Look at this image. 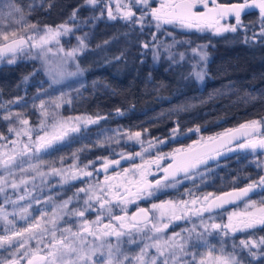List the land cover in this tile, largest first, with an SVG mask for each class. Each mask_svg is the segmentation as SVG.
<instances>
[{
  "label": "snow or ice",
  "instance_id": "snow-or-ice-1",
  "mask_svg": "<svg viewBox=\"0 0 264 264\" xmlns=\"http://www.w3.org/2000/svg\"><path fill=\"white\" fill-rule=\"evenodd\" d=\"M85 3L96 6L100 0H85ZM112 3H115V11ZM31 7L28 5L29 9ZM105 8L109 20H123L132 29L138 26L141 32L145 28L156 29L151 33L152 40L140 45L152 51L154 61L160 60L162 53H166L172 64H178L185 58L183 52L172 51L179 43L175 38L171 44L158 40L156 33L168 25L199 32L210 30L214 35L236 33L238 29H243L245 43L264 40V0H235L230 3L219 0H108ZM253 8L258 9V21H250L246 26L242 14ZM103 14L102 10L101 16ZM27 15L17 0H0V23L7 18L20 26L10 31L0 27V60L7 58L9 64L15 63L19 54L35 50L32 58L41 61L37 71H43L49 77L50 88L82 75L84 70L76 58L87 48V33L76 37V46L65 49L60 38L78 30L79 25L73 27L64 23L40 28L35 23H28ZM70 19L75 21V10ZM229 20L235 22L229 23ZM257 24L258 31H253L249 37L246 34L248 28H256ZM52 45H55V50ZM203 47L206 45L192 51L199 55L200 61L206 62L208 54L202 50ZM73 64L75 71H70ZM190 75L203 81L206 72L193 66ZM65 95L61 93L50 102L40 101L38 107L42 119L35 128L27 118H23V113L8 111L4 104H0V109H5L0 119L9 123L7 132L14 137L9 139L0 132V197H3L0 203V223L3 224L0 249L7 252V255H0V264H242L237 248L247 250L253 259L264 257V236L241 239L238 245H232V251H226L225 247L230 234L264 227V200L259 206L250 201L244 211L229 213L227 223H216V218L210 215L226 204L247 197L255 188L264 187V176L243 188H233L219 195L212 192L197 195L193 189H186L182 193L186 199L161 201L150 207L137 205L134 212L129 214L128 211L129 205L137 201L153 197L163 189L175 188L182 183L179 177L192 179V173L223 152L264 151V135L259 134L264 127L262 121H248L207 137L200 135L187 147L175 148L171 152L157 151L154 155L152 150L165 144L166 140L152 138L145 141L140 131L117 132V137L125 136L127 140L139 144L141 150L135 153L121 151L117 159L97 157L81 167L77 163L78 153L84 149H78L72 153L71 165L57 168L55 161H43L39 159V154L65 142L70 133L80 132L81 125L87 127L104 119L100 116L61 117L55 111L50 112L49 106L53 109L61 107ZM21 99L8 104L18 103ZM117 113L122 114L119 110ZM49 117L52 120L50 124ZM171 132L173 137L185 135L180 132L179 124ZM186 132L199 134L201 127L195 126ZM113 140L117 144L120 142L116 137H106L105 141H98L97 146L103 147L104 143L110 144ZM136 158H139V163L135 162ZM33 159L35 163L31 162ZM63 160L61 157V164ZM122 161L130 162V167L117 171ZM45 166L47 171L42 170ZM155 173L161 174L159 178H155ZM100 174L103 179L98 178ZM150 176L153 179H149ZM48 177H59L61 186L70 185L73 181H80L84 186L59 202L55 195L41 199L45 186L55 187L46 183ZM37 178H40L39 185L36 184ZM21 188L23 194L12 199L8 190L19 193ZM34 192L37 194L33 195ZM21 201L27 203L21 207ZM7 205H11L13 211H8ZM34 205L39 207L34 209ZM117 210L119 214H116ZM33 211L39 214L34 216ZM205 214H209L207 220ZM90 216L93 218L89 219ZM17 218L24 221L25 226L17 227ZM193 218L199 222H192ZM177 221L189 222L191 226L169 235L170 226ZM213 234L219 237V247L209 242ZM132 245L139 247L134 255L126 250ZM201 248L206 251H200ZM150 249H154L155 254H151Z\"/></svg>",
  "mask_w": 264,
  "mask_h": 264
},
{
  "label": "trees",
  "instance_id": "trees-1",
  "mask_svg": "<svg viewBox=\"0 0 264 264\" xmlns=\"http://www.w3.org/2000/svg\"><path fill=\"white\" fill-rule=\"evenodd\" d=\"M82 1L17 0V3L28 14L29 22L45 24L67 19ZM28 5L32 7L29 9ZM243 17L246 22L258 21L255 10L245 12ZM147 30L133 31L113 20L97 22L90 32L88 48L80 58L83 74L52 88L42 72L37 71L38 62L4 64L0 66V102L22 98L13 106L30 112L37 102H50L65 93L60 108L64 112L106 114L98 126L147 129L149 135L168 136L179 124L180 132L185 135L177 137L174 143L193 137L195 133L186 130L195 126H200V133L206 134L249 119L264 118L263 40L245 43L231 35L203 40L189 34L191 41L203 40L211 53L206 63L207 75L200 86L192 77L179 79V70L188 72L183 64L164 66L143 57L140 45L148 38ZM116 55L119 57L115 59ZM115 109L122 114L116 115ZM0 127L4 131V122H0ZM96 127L86 128L91 138L74 135L65 144L44 153V159L61 163V157L72 159V153L78 149H84L78 153L83 160L109 154V149L97 146ZM220 166L224 171V164ZM231 182L232 179L225 184ZM243 257L248 264H264V257Z\"/></svg>",
  "mask_w": 264,
  "mask_h": 264
},
{
  "label": "rangeland",
  "instance_id": "rangeland-1",
  "mask_svg": "<svg viewBox=\"0 0 264 264\" xmlns=\"http://www.w3.org/2000/svg\"><path fill=\"white\" fill-rule=\"evenodd\" d=\"M108 3V0H100V3L96 6H92V5H88L85 3V0H83L81 2L80 5H78L77 7H75L73 10H71L69 16L67 19L63 20V21H60V22H56V23H45V24H38V23H35L37 24L40 28H43L44 25H49V26H52V27H56L57 25H60V24H64V23H67L69 26H75V25H79V28L78 30H75L73 33H69L68 35H65V36H62L60 38V43L61 45L65 48V49H69V48H72L74 46L77 45L78 41L76 39V37H83L85 35V33H87V37H86V44H87V48H88V38L90 36V32L92 30V28L94 27L95 24H97V22L99 21H112V20H109L107 18V11H106V8H105V4ZM112 7H113V10L115 11V3H112ZM76 11V19L75 21L71 20L70 17L73 13V11ZM103 10L104 14L103 16H101V11ZM258 16H259V13H258ZM95 17H99L98 19H94ZM18 18V17H17ZM87 21V23H84V21ZM242 21L243 23L247 26L249 24V22H246L244 20V17L242 16ZM27 22L28 23H34V22H29L28 21V16H27ZM229 23H234L235 21L234 20H229L228 21ZM2 24L4 25H1L2 28H6L7 31H10V30H13L15 29V27L19 28L20 26L17 25L13 20H10V19H5ZM140 30V29H139ZM146 31V30H145ZM253 31H258V24H257V27L256 28H251L249 27L248 28V31H247V35L249 37L252 36V33ZM147 34H148V38L146 40H143L142 42H145V41H148L150 42L152 40V36H151V33L152 32H156V29L153 27L151 29H148L147 30ZM167 32V33H171V35H165L164 33ZM196 34L197 36H199L200 38H203V40L205 39H209L211 37H215V36H221V35H231V36H235V37H239L240 39L244 40V36H245V32L243 29H238V31L236 33H231V32H227V33H223L221 35H214L210 30H205L203 32H199V31H196L195 29H181L179 28L178 26H174V25H168L166 26L164 29H162L160 32H157V38L158 40L166 43V44H171L173 42V38H175V40L179 43H177L174 48L172 49L173 52L175 53H181L183 52L185 54V58L183 61H181L180 63L178 64H183L185 67H187V70H179L178 73H179V79L181 80H184L186 78H193V80L199 84L200 86L203 84L205 78L203 81H198L194 78V76H190V73L193 71V66L196 67V70H199L200 68H203L206 72V75H207V71H206V63L207 61L209 60L210 56H211V53L210 51L207 49V46L206 47H203L202 50L207 52L208 56H207V61L206 62H203V61H200L199 60V55L197 53H194L192 51V49H195L197 48L198 46H205L206 43L203 42V40H200V41H191L190 40V35L189 34ZM258 40H261V39H256V40H249V41H258ZM264 41V40H263ZM52 47L54 48L55 50V45H52ZM87 48L82 52L80 53L76 60L77 62L79 63V66L80 68H82L84 70V67L82 66L81 64V60L80 58L84 55V53L86 52ZM141 53L143 54V57L145 56H148L150 58V60L154 63V64H162L164 66H169L171 65L172 63L166 58V53H162V56H161V59L158 60V61H154L153 58H152V51L149 50V49H143L141 47ZM35 56V50H33L32 53H22V54H19L16 58V61L15 63L19 62V61H36L38 62V66L37 68L40 69L41 67V61L40 60H37V59H34L32 57ZM119 55H116L114 56V58H118ZM142 59V58H141ZM177 60H179V56L176 57ZM86 61H88V58H86ZM4 64H9L7 62V58L5 60H0V66L4 65ZM12 64V63H11ZM70 71H75V65L73 64L70 68H69ZM42 72V75H43V78L49 83V77L45 75V73L43 71ZM84 72V71H83ZM83 74V73H82ZM205 75V77H206ZM80 76V75H79ZM73 78V77H72ZM17 100V99H15ZM14 101V100H12ZM9 101H4V102H0V104H4L6 109L8 111H12V112H21L23 113V118H27L29 121H30V124L31 126H33L34 128L37 127L40 123V120L42 119L41 117V114H40V109H39V104H40V101L36 103V108L34 109H31L30 112H25L24 110H20L18 109L17 107L13 106L15 104H8ZM21 100L18 102L20 103ZM47 102V101H46ZM67 104L69 105L70 103L67 102ZM70 106V105H69ZM68 106V108H69ZM48 110L50 112L52 111H55L59 114V116L61 117H76V116H85V117H93L92 114H88V113H75V112H64L61 108L59 109H53L52 107H48ZM3 114H5V109H0V116H2ZM118 115V113L116 114ZM252 120H258V119H249V120H246L244 121L245 122H248V121H252ZM260 121H262V123H264V118L261 119ZM0 122H4V131L1 130V127H0V132H3L6 136H9V139H12L14 138L11 134H9L7 132V128L9 126V123L7 121H4L2 119H0ZM48 123H52V120H51V117H49L48 119ZM100 123V121L97 123V124H90V125H87L88 126H91V125H96V129L95 132H94V136L97 137V139H99L98 141H105V138L106 137H116L117 139H119V144H117L115 142V140H113L112 143H104V146L103 147H106V149H109L110 150V153L109 154H103V155H99V156H96L94 158H91V159H88V160H83V159H80L77 161V163L82 167L84 164H86L89 160H96L97 157H105V156H108L110 158H115L113 157L115 154H118L120 153L121 151L123 152H128L132 147L134 146H138V148L140 149V145L137 144L136 142L134 141H129L126 139L125 136L121 135L119 137H117V132L119 133H125V132H136V131H140L142 132V139L147 141V140H150L152 139L153 137H150L146 132L144 131H141V130H127V129H117L116 126L112 127V126H98ZM87 127H84L83 125H81V131L80 132H77V133H70L69 134V137L68 139L65 141V142H61L59 144H56L54 145L55 146H58V145H62V144H65L67 141L70 140V138L74 135L76 136H81V137H87L91 135V133H87L86 131V128ZM86 132V133H85ZM264 133V127H262L260 129V133ZM88 134V135H87ZM198 137L200 135H203L204 137H207V136H210L209 134H202V133H195ZM180 135L177 134L176 137H173L172 136V132H170V134L167 136V139L162 137V138H158L160 140H166L167 141V150H164L162 148V145H159L155 150V152L157 151H160V152H171L173 149L175 148H179V147H184L182 144H177V143H174L175 140L177 139V137H179ZM91 138V137H90ZM164 145V144H163ZM146 146V145H145ZM137 148V149H138ZM136 149V150H137ZM141 150V149H140ZM49 151V150H48ZM112 152V154H111ZM44 153H41L39 154V159L43 160V161H53L52 159H44ZM250 159H251V162L256 166V168L258 169V172L259 174L256 175V177L253 179L254 181H258L260 176H264V151H257L256 153H250ZM65 161H63V164L61 163H56L54 166L59 168V167H67L68 165H71L73 163V159H64ZM32 163H35L36 160L33 159L31 161ZM137 162V160H136ZM258 163L260 164V166L258 167ZM98 165V164H97ZM25 167L27 166V164L24 165ZM43 171H47V167L45 166L43 169ZM91 170V169H89ZM206 170H201V173L205 172ZM0 174H2V170H0ZM197 174V173H196ZM199 174V172H198ZM192 177H194V179L197 177L195 174L192 175ZM99 179H103V175L100 174L98 176ZM204 178V177H203ZM179 179L182 180V183L184 181L183 177H179ZM206 178H204L203 181H205ZM47 184H50V185H54L55 187L53 188H49L47 186H45L43 189H42V193H41V199H43V197L45 196H49V195H55V198H56V201L59 202L63 199H67L69 196H71L73 194V192L80 188V187H83L84 185L80 182V181H73L71 182L70 185H63L61 186L59 184V177H48L47 179ZM182 183L180 184H177V186L175 188H177L179 185H181ZM36 184L39 185L40 184V178H37L36 179ZM199 183H197L198 185ZM197 185H192L191 189H193L195 191V188L197 187ZM31 187V185L29 186ZM175 188H172V189H175ZM71 190V191H70ZM39 191V190H38ZM65 191H67V194H63L65 193ZM9 192V195H11L12 199H16L17 195L18 194H23V188H21L20 192L19 193H14L12 192L11 189L8 190ZM184 193V192H183ZM196 193V191H195ZM37 193L34 192L33 195H36ZM186 196H183L181 191L177 194H175L174 196H167L165 198H162V199H157V200H153L150 202V204L148 205V207L151 206V204L153 203H157L159 204L161 201H167V200H180V199H186L185 198ZM3 202V197H0V203ZM27 203V201H21L20 202V206L23 207L24 204ZM259 206V204H257ZM8 211H13V208L11 205H7L6 206ZM39 206H36L34 205L33 208H38ZM49 211L51 210L50 208L48 209ZM18 211V209H17ZM129 211V214L131 213V209H128ZM117 213H119V211L117 210ZM32 214L35 216V215H38L39 213L37 211H33ZM208 215L209 214H205V219L207 220L208 218ZM212 216H214L215 218H217L219 215H222V213H212L210 214ZM93 217H89V219H92ZM192 222H195V223H198L199 221L196 220L195 218H193V221ZM215 222L216 219H215ZM16 226L17 227H22V226H25L24 224V221H21L17 218L16 220ZM191 226V223L189 222H185V221H177L175 223V225L173 226H170V230H169V235L171 234V232L175 231V232H179L181 230V228H186V227H190ZM2 229H3V224L0 223V234H3L2 233ZM219 238H217L216 235L213 234V236H210L209 237V242L211 244H216L217 247H219ZM142 246V245H141ZM226 251H232V246L226 242ZM126 250L128 251V253L130 255H134L135 253H137L139 251V247L135 246V245H132V246H127ZM9 251H11V249H9ZM151 254H155V250L154 249H150L149 250ZM200 251H206V249L204 248H201ZM256 251V250H254ZM236 252L238 254V258H240L242 260V264H248L247 262H245L243 260V255L246 256V257H249L248 253H247V250H240V249H236ZM0 255H7V252H5L3 249H0Z\"/></svg>",
  "mask_w": 264,
  "mask_h": 264
},
{
  "label": "flooded vegetation",
  "instance_id": "flooded-vegetation-1",
  "mask_svg": "<svg viewBox=\"0 0 264 264\" xmlns=\"http://www.w3.org/2000/svg\"><path fill=\"white\" fill-rule=\"evenodd\" d=\"M231 1H235V0H219V2H231ZM153 6H156V5L153 4ZM256 12L259 13L258 11ZM113 21H116L122 27L124 26L125 28H130L126 24V22L123 20H113ZM132 30L140 32L138 26ZM145 30L146 28L144 29V31ZM216 132L217 131L206 133V134L214 135ZM260 135H264V133H261ZM149 136L153 138L164 137L167 139V135L165 136L149 135ZM198 138L199 137L195 134L193 137L187 139L186 141L182 143H177V144H182L184 147H187L188 145L192 143L193 140H197ZM241 142H243V140H241ZM137 148L138 146H134L128 152L135 153V152L140 151V149L139 148L137 149ZM162 148L164 150H167V141L164 145H162ZM257 151H261V150H257ZM155 153L156 152L153 149L152 154L154 155ZM250 153H251L250 150H239V151H234L232 153H229L215 160L209 161L206 166H201L196 172L192 173V175L195 174L197 176L195 179L194 177H192V179L184 180L183 183L175 189H172L171 187L163 189L162 191L156 193L153 197L147 198L145 200L137 201L136 204L129 205L128 209H131L132 210L131 212H134L136 210L137 205L139 207H148L150 202L153 200L162 199L167 196H174L180 191L181 193H183L185 192L186 189H191L192 185H195V184L197 185V183H199L197 187L195 188L197 195L202 194V193H207V192H212V193L217 194L218 192L225 190V189L248 185L249 183L254 181L253 179L256 177L257 174H259L258 169L251 162ZM113 157H118V155L115 154ZM136 160H137V162L135 161L136 163L140 162L139 158H136ZM222 163L224 164V168L222 169L224 171H221L220 165ZM122 167H130V162L124 161L121 164V166L118 167L116 170L120 171L122 170ZM204 169L206 171L201 173V170H204ZM153 171L155 172V169ZM109 174H111V170ZM160 175H161L160 173H155V178H159ZM203 177L206 178L205 181H203L204 180ZM234 178L235 180H233ZM149 179H153V177L150 176ZM231 179H232V182L230 184H227V183L225 184L226 181H231ZM262 200H264V187L255 188L247 197H243L242 199L230 205L224 206L222 209L215 210L213 213H219V214L222 213V215H219L216 218V221H217L216 223H227V216L229 213L242 212L245 210V205L248 204L250 201H255L257 204H259L260 201ZM116 214H119V213H116ZM261 236H264V227H257L254 230H247L245 232H237L234 234H230V236L226 238V242H228L231 246L233 244L238 245L241 239H248L249 237L258 239ZM217 238L219 237L217 236ZM237 249H240V248H237ZM254 250L256 249H253V251ZM249 258H252V257L249 256Z\"/></svg>",
  "mask_w": 264,
  "mask_h": 264
},
{
  "label": "water",
  "instance_id": "water-1",
  "mask_svg": "<svg viewBox=\"0 0 264 264\" xmlns=\"http://www.w3.org/2000/svg\"><path fill=\"white\" fill-rule=\"evenodd\" d=\"M231 2H235V1H231ZM221 3H230V2H221ZM249 10H255V11H258V9L253 8V9H248V10H246V12L249 11ZM117 110H119V109H115L116 112H117ZM96 116H100V117H104V118H105V117H106V114L93 115V118H95ZM242 123H244V122H242ZM242 123H239V124L233 125V126H231V127H228V128L222 129V130H219V131H217L215 134H217V133H221V132H223V131H225L226 129H229V128H236V127H238V126H239L240 124H242ZM236 151H239V150H236ZM232 152H234V151H231V152H223L222 155L216 157L215 159L220 158V157H223V156H225V155H227V154H229V153H232ZM117 158H119V157H115V158H112V159H117ZM215 159H214V160H215ZM210 161H212V160H210ZM123 162H124V161H122L121 164H122ZM97 167H98V166H97ZM245 186H247V185L240 186V187H234V188H243V187H245ZM232 189H233V188L222 190V191L218 192L216 195H219V194L222 193V192H229V191H231ZM251 192H252V191H251ZM251 192H249L248 195H249ZM241 199H242V198H241ZM237 201H238V200H237ZM235 202H236V201H235ZM233 203H234V202H233ZM230 204H232V203H230ZM230 204H226V205H224V206H227V205H230Z\"/></svg>",
  "mask_w": 264,
  "mask_h": 264
}]
</instances>
